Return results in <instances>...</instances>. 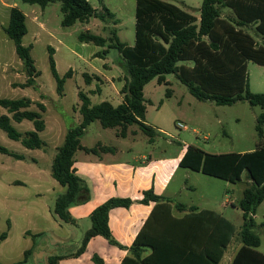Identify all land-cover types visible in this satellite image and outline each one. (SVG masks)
Returning a JSON list of instances; mask_svg holds the SVG:
<instances>
[{"label":"trees","instance_id":"trees-1","mask_svg":"<svg viewBox=\"0 0 264 264\" xmlns=\"http://www.w3.org/2000/svg\"><path fill=\"white\" fill-rule=\"evenodd\" d=\"M22 1L39 5L42 9L51 3L60 2L63 27H72L77 22L88 23L92 17L107 24L109 18L115 24L119 22L115 13L103 5L104 0H99L103 12L95 9L88 0ZM221 7L230 8L235 17H222ZM248 25H255L256 31L264 36V0H204L200 17L165 0H136L133 46L122 43L116 30L111 31L110 42L88 31L82 33L80 42L108 47L104 52L97 53V57L106 58L110 49L118 51L127 74L122 89L124 101L119 106L108 101L93 105L87 94L79 93L81 104L78 110L82 121L68 129L52 164V177L66 189L55 203L54 216L63 222L74 223L69 209L88 190L73 168L75 153L78 150L94 154L114 151L101 144L94 148L82 146L81 138L92 123L99 121L105 129H117L118 137H126L128 128L136 125L151 142L155 139L156 130L145 124L147 105L144 98L145 86L155 79L159 84L167 83L166 76L174 74L187 86L190 94L201 102L231 106L245 100L251 106L261 107L263 113L258 118L256 130L259 138L263 139L264 93L250 91L248 62L264 66V46L258 45L256 39L244 31L243 27ZM5 32L14 42L27 75V81L21 86L36 87L39 72L31 57V47L23 45V38L28 33L26 16L16 7L11 9L10 23ZM49 61L57 82V93L62 96L71 70L63 78L60 77L52 48ZM97 79L100 80L99 77ZM85 81L91 84V76L86 74ZM33 105L37 107L36 110L32 109ZM0 106L11 115L0 116V129L10 139L21 142L27 149H42L46 146L40 137V133L46 129L43 118L46 106L43 103L33 102L29 98L0 99ZM24 120L31 121L35 130L21 133L12 125V121L21 123ZM0 153L18 160L24 159L1 145ZM180 167L232 184L242 182L243 174L248 173L251 183L244 190L240 202L243 226L239 237L242 246L231 264H264V253L259 251L261 238L254 231L256 223L253 218L264 201V144L251 152L230 154H210L190 145ZM151 202L155 203V207L121 264H220L228 245L237 235V227L229 219L212 210L187 208L179 203L175 204L176 209H188V214L177 218L172 213L173 202L156 195L153 189L145 192L140 201L142 204ZM133 204L134 201L129 198H111L97 207L90 217L92 226L85 233L75 256L81 255L89 241L96 236H102L110 244L123 249L109 227V216L113 209L130 208ZM7 235V232L1 234L0 240L6 239ZM33 251L34 248L25 253L24 262ZM58 259L51 257L49 262L58 264Z\"/></svg>","mask_w":264,"mask_h":264},{"label":"rangeland","instance_id":"rangeland-1","mask_svg":"<svg viewBox=\"0 0 264 264\" xmlns=\"http://www.w3.org/2000/svg\"><path fill=\"white\" fill-rule=\"evenodd\" d=\"M15 1L19 10L24 11L28 17V33L23 38V45L26 47L32 45L31 57L39 76L36 78V87L13 86L14 83L26 82L27 75L23 62L16 53L14 42L4 33H0V38L6 40L2 43L0 55V99L14 100L43 94V103L46 106L43 118L47 128L41 137L48 145L43 151H29L21 142L10 139L0 129V145L25 156V160H17L13 156L0 153V235L8 231L10 219L13 220L10 241L1 247V264L22 261V252L31 248L32 241L39 245L43 243L47 247L50 243L53 235L51 230L55 229L52 209L59 190L64 189L52 177L55 146L61 145L68 129L77 125L82 119L77 107L80 103L79 93L87 94L93 105L104 101L117 105L116 96L111 98V83H106L100 74L111 78V75L116 77L119 72L123 74L119 79L123 81L126 79L127 74L117 50L110 49L106 58L97 57V52H104L108 47L82 43L79 39L80 35L88 31L109 40L111 31L116 30L122 43L129 46L135 44L136 0H104L103 5L115 13L119 20L117 24L111 18L108 19L107 24L92 17L88 23L77 22L72 27L61 25L63 14L60 2L49 4L43 10V17H41L42 8L39 5H30L22 0ZM88 1L95 9L103 12V5L99 0ZM165 1L200 17L204 0ZM221 15L227 19L235 17L233 11L227 7H221ZM36 18L45 23L46 29L38 27ZM243 29L256 39L258 45L264 46V36L256 31L255 25L244 26ZM50 48L54 50V59L60 77L63 78L71 70V76L66 78L62 96L57 93V82L51 72ZM86 74L91 76V84L86 83ZM98 76L101 81L97 79ZM248 80L251 92L264 93V66L249 61ZM166 81L168 83L158 84L155 79L148 84L145 91L147 121L163 129L162 133L158 134L155 144H144L148 137L143 135H141V143H133L131 138L119 139L113 129L103 128L99 121H95L87 128L84 143L94 145L102 141L117 147L146 146L151 154L163 156L172 155L184 144L193 145L210 154L251 152L258 145L264 144V137L260 139L256 130L258 118L263 113L261 107L251 106L245 100H240L231 106L201 102L190 94L187 86L174 74L167 75ZM117 98L120 97L117 96ZM32 109L36 110L37 107L33 105ZM2 115L11 116L5 108L0 106V116ZM12 125L19 132H25L27 128L33 127L31 121L23 123L12 121ZM43 152L46 153L45 156H42ZM33 158L37 161L33 162ZM2 161L5 164H1ZM30 171L35 172L36 177L43 178V189L45 191L48 189L49 192L38 195L39 188L36 187L37 183L31 180ZM191 174L187 180V186H193L196 191H184L183 199L192 200L200 207L211 209H218L216 207H219L220 203L227 204L226 208H221V212L237 226V235L221 263L227 264L240 240L239 235L243 224L240 202L243 199L244 190L250 185L248 173H244L242 182L237 184L227 183L228 181L203 173ZM16 178L23 179L28 185L13 184ZM181 181L183 177L177 175L173 184L179 185ZM28 214L29 217H27ZM258 214L259 218H263L264 205ZM35 226L45 229L44 234L33 237L35 232L32 230ZM27 230H31L32 235H24L23 233ZM67 233L65 229L60 231L61 236L66 238L63 241L69 245L63 248L61 253L70 252V248L77 239L76 232L69 237ZM260 238L262 241L260 251L264 253V232H260Z\"/></svg>","mask_w":264,"mask_h":264},{"label":"crops","instance_id":"crops-1","mask_svg":"<svg viewBox=\"0 0 264 264\" xmlns=\"http://www.w3.org/2000/svg\"><path fill=\"white\" fill-rule=\"evenodd\" d=\"M15 7L19 9L15 0H0V33H4L5 35H7L5 32V28H7L10 23L11 9ZM43 10L44 9H42L41 17H43ZM22 12L26 16V24H27L28 17L24 11ZM35 20L36 22H38V27L40 29H46V25L43 21L41 22L40 19H37V18ZM3 42H6V40H4L3 38H0V55L2 53V43ZM31 46L32 45H29L28 47H31ZM121 75L123 74L117 72L116 77L111 75V78H110V77L105 76L102 73L100 74V77H102L106 81V83L107 82L111 83V94H112L111 98H113V96H116V100H117V105H114L113 103L110 102L114 106H119L124 101V95L122 94V89L125 86V81L119 79ZM24 83L25 82L20 83V84L14 83L13 86L22 87L21 85ZM147 86L148 84L144 88V98H145V91H146ZM42 96L44 95L39 94L38 96H34V97L29 96V97H23V98H29L33 102L43 103ZM117 96H119L120 98L118 99ZM80 104H81V101L79 104H77L78 108ZM146 105H147V100H146ZM146 115H147V111H146ZM24 121H28V120H24ZM81 121L78 124H80ZM145 124L153 127L157 132V136L152 142L149 140V137L146 136L136 125L130 126L128 128L126 137H118L117 136L118 130L117 129H113V130L115 131L116 137L119 139L126 140V139L131 138L133 143H136V142L141 143L142 141L141 135H143L146 138L148 137V139L145 140L144 144L153 145L156 143V138L158 137V134L162 133L163 129L159 127L158 125L155 126L152 123L148 122L147 118L145 119ZM46 128H47V125H46ZM34 130L35 129L33 125V127H29L26 129L25 132H21V133H26V132L34 131ZM43 132L40 133V137ZM86 133H87V130L85 134L83 135V137L81 138V144L84 148H94L98 144H101L103 146L113 148L114 151L99 152L98 154H94V153H88L84 150H78L75 153L73 168L75 169L76 174L84 181L88 190L87 191L85 190L82 193V196L79 199L78 203L74 204L69 209V213L72 219L74 220V223L63 222L60 219L56 218L53 214V209H54V206H55V203L58 197L61 194H63L66 190L63 187L64 188L63 191L59 190V193L56 196L55 203L52 209V215L55 220V229L51 230L53 231V235L50 239V243L48 244V247L47 245L46 246L43 245V243L39 245L32 241L31 248L26 249L22 252V255H23L22 261L9 262V264H50L49 259L51 257L59 258L57 260L58 264H99L100 262H101L100 264H121L123 259L127 255H129L128 249L133 245L138 234L141 232V230L145 226L146 221L150 217L155 207L154 202H151L150 204L140 203V201L144 198V193L151 189L154 190V193L156 195L165 197L168 200H171L173 202L171 203L173 207L172 213L177 218H183L186 214H188V209L186 211H179L175 207L176 203L183 204L187 206V208L196 207L199 210H212V211L220 213L221 215L225 217V215L221 212L222 210L221 208H226L227 204L220 203L221 205H219V207H216L218 209H211V208H206V207H200L196 205L194 201L187 200V199L185 200L182 197L184 191H187V190L196 191V188H194L193 186H190V187L187 186V182H188L187 180L192 175L191 173L193 174L201 173V172L192 171L188 168L180 167V162L182 158L184 157L188 146H190L189 144H184L183 147H181L177 152L173 153L172 155L163 156V155L151 154L148 151L146 146L145 147L140 146L139 148H137L134 145H129L127 147H117L113 145H107L106 143L102 141H98L94 145H86L84 143V138L86 137ZM66 134H65V137H66ZM44 142L46 143V146L43 147L42 149H28V150L29 151H43L47 148V145H48L46 141ZM62 144L55 146L56 154H57L58 148L62 146ZM13 153L25 157L21 153H16V152H13ZM240 153H246V152L242 151ZM45 155L46 153L43 152L42 156H45ZM22 160H25V158ZM32 161L36 162L37 160L33 158ZM1 164H5V163L2 161ZM34 173L35 172L30 171L29 175L31 177V180L37 183L36 187L39 188L37 190L38 195L49 192L48 189L47 191L43 189L44 187V185L42 184L43 178H40V176L36 177ZM177 175H181L183 177V181H181L179 185L173 184ZM227 183H230V182H227ZM13 184L24 185V186L28 185V183L26 181H23V179L21 178L14 179ZM54 190L55 189H53V191ZM111 198H129L134 201V204L130 208L117 207L111 211L110 216H109V227L112 231L114 238L117 240V242H119L121 246H123V249L118 246L110 244L102 236H96V237H93L89 241L86 247V250L81 255L75 256V254L81 247L82 240L84 238L85 233L92 226L91 219H90L91 214L97 207L104 204ZM219 200L220 198L217 199L216 201L219 202ZM263 205H264V201L259 205L256 213L253 216L254 221L256 223L254 231L259 236H260V232H264V216L263 218H259V214H258V211L263 207ZM27 217H29V214L27 215ZM12 223H13V220L10 219V224H9L10 228H8V231H6L8 233L7 238L4 240H0V257H2L1 255L2 245L10 241V233L13 228ZM63 229H65L68 232L67 237H69V235L72 234L73 232H76L77 239L75 240L73 247L70 248L71 249L70 252L61 253V250L63 248L69 247V245H67L68 243H65L63 241V239L66 240V238H63L60 234V231ZM44 230L45 229H41L40 227L35 226V228L32 230L35 232L33 233L34 234L33 237L43 235ZM32 231L27 230L23 234L26 236H30L32 235L31 233ZM231 243L228 245V248L231 245ZM241 246H242V243H241V240H239L238 245L236 246V249L234 253L232 254V256L230 257L227 264L232 263L236 253L238 252ZM260 247H259V251H260ZM32 248H34L33 253L29 257V259L26 262H24L25 253ZM48 250L51 251V253ZM226 252L220 264L225 259ZM95 257L97 258V260H95Z\"/></svg>","mask_w":264,"mask_h":264},{"label":"built area","instance_id":"built-area-1","mask_svg":"<svg viewBox=\"0 0 264 264\" xmlns=\"http://www.w3.org/2000/svg\"><path fill=\"white\" fill-rule=\"evenodd\" d=\"M180 127H182V126L180 125Z\"/></svg>","mask_w":264,"mask_h":264}]
</instances>
